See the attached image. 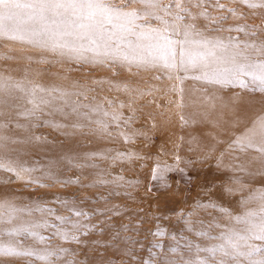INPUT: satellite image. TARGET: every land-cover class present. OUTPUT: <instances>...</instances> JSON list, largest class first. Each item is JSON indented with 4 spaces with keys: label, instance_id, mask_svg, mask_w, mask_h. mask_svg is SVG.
<instances>
[{
    "label": "rangeland",
    "instance_id": "rangeland-1",
    "mask_svg": "<svg viewBox=\"0 0 264 264\" xmlns=\"http://www.w3.org/2000/svg\"><path fill=\"white\" fill-rule=\"evenodd\" d=\"M112 2L121 4V0ZM222 2L242 17H230L225 28L264 25V9ZM219 35L245 39L243 33ZM85 56L69 59L48 46L0 38V81L6 84L0 92V136L7 138L6 155L36 169L23 179L0 171V203L11 202L21 209L11 224L0 228L44 221L58 224L56 216H63L91 229L80 235L79 243L63 242L52 228L33 230L50 238L43 243L27 233L0 240H18L40 254L60 249L75 254L51 257L49 264L69 260L143 264L153 254L152 264L209 258L208 252L197 255L194 246L204 249L223 243L209 237L226 228L240 230L244 225L234 218L258 212L262 204L258 197L264 193V166L254 159V150H242L236 140L264 119V92L190 78L181 83L177 77L185 74L175 70L151 66L129 70L119 62L93 63L92 53ZM115 115L121 119L113 120ZM127 117H132L131 122L125 123ZM35 136L43 139L37 141ZM30 179L36 183H27ZM64 200L69 201L67 207ZM38 208L55 209V215ZM70 208L90 218L76 217ZM23 209H30L31 215ZM157 230L165 232V238L154 237ZM172 234L176 240L168 238ZM153 244L164 248L149 251ZM0 264L44 261L0 256Z\"/></svg>",
    "mask_w": 264,
    "mask_h": 264
},
{
    "label": "snow or ice",
    "instance_id": "snow-or-ice-1",
    "mask_svg": "<svg viewBox=\"0 0 264 264\" xmlns=\"http://www.w3.org/2000/svg\"><path fill=\"white\" fill-rule=\"evenodd\" d=\"M226 2L244 5L251 10L264 9V0ZM193 9L197 11L194 12ZM212 12L227 15L214 16ZM230 17L242 18L237 17L235 9L225 7L222 0H121L120 6L115 5L112 0H0V38L48 46L51 51L58 50L61 56H68L69 59H87L85 54L92 53L93 63L119 62L126 64L129 70L133 66L160 67L169 72L175 70L185 74L177 77L181 83L185 78H190L205 84L231 85L242 89L252 86V90L264 92V39H261L264 36V25L225 28L224 24ZM152 21L157 22L158 26H154ZM222 32L243 33L245 39L219 35ZM5 88L6 84L0 81V92ZM34 109H39V105L34 104ZM72 111L75 112L76 109L73 108ZM32 118L39 119L34 114ZM112 119L120 120L121 117L115 115ZM131 120L132 117H127L125 123ZM97 124L106 128L99 121ZM33 139L39 141L43 137L35 136ZM236 143L242 150H254L257 154L254 159H258L261 166H264V119L257 121L244 136L238 137ZM6 145L7 138L0 136V171L11 173L17 179H23L26 173L36 171L6 155ZM69 163H72L71 159ZM156 178L154 170L153 179ZM26 182L36 183L31 179ZM258 199L262 201L258 212L248 211L234 218L244 227L238 231L226 228L221 235L209 237L223 243L204 249L199 245L194 246L197 255L202 251L208 252L209 258L183 260V264H241L242 260H246L247 264H264V193ZM62 203L67 207L69 201L64 200ZM37 210L55 215V209ZM68 210L76 217L90 218L87 213L75 208ZM17 211L21 209L11 202L0 203V224H11L17 218ZM23 211L31 215L30 209ZM180 215L183 216V213ZM56 219L58 224L44 221L22 223L11 229L0 228V238L27 233L38 243H43L50 238L38 235L33 230L52 228L56 231L57 238L63 242L79 243L80 235H87L91 230L86 225L73 223L70 217L56 216ZM185 223L187 224V218ZM63 225H69L70 229L63 230ZM82 227L87 230L81 232ZM214 227L221 226L215 224ZM186 230L192 231V228L186 227ZM74 232L79 235L73 234ZM152 235L163 239L166 233L157 230ZM168 238L176 240L177 236L172 234ZM257 241L259 243H255ZM188 247L192 245L189 244ZM153 248L163 249L164 245L153 244L149 251ZM171 252L175 253L176 248H171ZM217 253L220 254L218 260ZM59 254L75 255L66 249H60L59 253L49 251L40 254L32 248L24 247L18 240L7 243L0 240V256L36 257L44 261V264H49L50 258H60ZM127 255L132 256V253L128 252ZM155 259L153 254L152 260ZM152 260H145L143 264H152ZM67 264L77 262L69 260ZM161 264H177V261L164 259Z\"/></svg>",
    "mask_w": 264,
    "mask_h": 264
}]
</instances>
